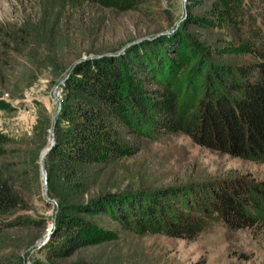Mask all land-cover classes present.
<instances>
[{"label": "trees", "instance_id": "trees-1", "mask_svg": "<svg viewBox=\"0 0 264 264\" xmlns=\"http://www.w3.org/2000/svg\"><path fill=\"white\" fill-rule=\"evenodd\" d=\"M41 2V19L34 29L27 27L28 34L59 54V72L69 67L62 77L74 101L62 105L54 122L39 111L22 135L0 128V260L14 246L11 229L43 222L14 213L44 198L40 154L51 130L55 141L45 157L48 194L67 220L66 227L52 229L45 244L56 237L58 252L112 233L70 210L107 216L134 233L188 240L215 223L237 229L264 221V180L246 175L118 190H103L102 183L101 191L94 189L112 162L137 150L126 137L184 133L203 146L264 162V41L251 45L259 58L245 63L199 54L193 47L179 55L171 39L82 59L84 51L117 53L124 44L106 31L111 11H137L147 0ZM87 5L93 16L85 15ZM93 38H108L110 44L94 46ZM59 234L65 236L60 245Z\"/></svg>", "mask_w": 264, "mask_h": 264}, {"label": "rangeland", "instance_id": "rangeland-1", "mask_svg": "<svg viewBox=\"0 0 264 264\" xmlns=\"http://www.w3.org/2000/svg\"><path fill=\"white\" fill-rule=\"evenodd\" d=\"M42 5L41 0H0V128L10 135L29 132L39 111L56 117L65 102L74 101L62 77L69 67L59 72V54L46 50L33 32L28 34L41 19ZM82 9L86 16H93L88 13L89 5ZM110 20L106 31L114 33L111 39H123L121 45L171 39L179 55L193 47L199 54L233 63L258 59L251 45L264 41V0H147L137 11H111ZM108 38H93L89 43L103 42L106 47ZM112 52L84 51L81 55ZM126 139L137 150L112 162L99 178L96 191H101L102 183L106 185L103 190H118L231 175L264 180V162L203 146L184 133ZM43 197L29 209L15 211L43 222L11 229L14 246L2 252L3 264H264V221L237 229L215 223L188 240L134 233L107 216L70 210L72 216L111 229L109 238L68 253L56 251V237L52 243L45 244V240L32 247L49 229L66 227L59 205L44 192ZM64 238L59 234V245Z\"/></svg>", "mask_w": 264, "mask_h": 264}, {"label": "water", "instance_id": "water-1", "mask_svg": "<svg viewBox=\"0 0 264 264\" xmlns=\"http://www.w3.org/2000/svg\"><path fill=\"white\" fill-rule=\"evenodd\" d=\"M130 43H127L125 44L117 53H107L109 55H112V54H119L121 53ZM101 54H97V55H84L82 57V59H85V58H88L90 56H100ZM58 112V109L56 111V113ZM55 113V114H56ZM55 121V116H53V122ZM54 141H55V134H54V131L51 130L50 132V137H49V142L48 144L42 149L41 151V154H40V169H41V181H42V185H43V192H44V195L47 199L53 201L52 198L49 197V194H48V187H47V184H48V180H47V169H46V165H45V157L47 155V153L50 151V149L52 148L53 144H54ZM52 232V229H49L47 231V233L44 234V236L42 237V239H39L38 241L35 242V244L32 245V247H34L35 245L44 242L45 240H47V238L50 236Z\"/></svg>", "mask_w": 264, "mask_h": 264}]
</instances>
